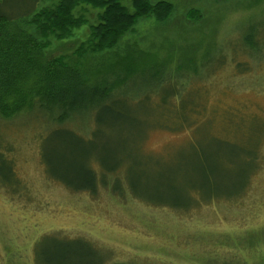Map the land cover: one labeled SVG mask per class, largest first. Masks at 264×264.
Segmentation results:
<instances>
[{"label":"rangeland","instance_id":"1","mask_svg":"<svg viewBox=\"0 0 264 264\" xmlns=\"http://www.w3.org/2000/svg\"><path fill=\"white\" fill-rule=\"evenodd\" d=\"M57 1L0 0V13L20 20L6 30L49 43L38 56L42 64L61 59L83 80L126 78L111 105L131 116L117 125H127L117 129L121 137L99 127L103 137L72 146L44 143L54 125L41 113L0 119L19 180L9 192L1 183L12 181L0 174V264H34V246L44 235L84 238L110 255L108 264H237L233 258L252 264V252L238 240L257 235L264 254V0H150L173 5L168 20L142 18L113 50L86 54L79 50L97 11L79 10L88 23L61 40H43L30 24L33 4L38 12ZM196 108L208 122L198 130H153ZM96 124L91 112L67 126L86 138ZM56 147L74 148L73 157L48 155L42 163L41 150L50 154ZM257 154L260 169L241 199L186 212L158 206H191L208 197L200 156L213 170V192L225 198L242 186ZM91 169L107 187L99 184L96 195L59 183L80 185ZM50 171L64 176L54 181Z\"/></svg>","mask_w":264,"mask_h":264},{"label":"trees","instance_id":"2","mask_svg":"<svg viewBox=\"0 0 264 264\" xmlns=\"http://www.w3.org/2000/svg\"><path fill=\"white\" fill-rule=\"evenodd\" d=\"M125 1H130L131 8L124 4ZM33 5L29 10L30 17L28 18L43 40L50 36H55L60 40L70 37L74 29L88 23L84 17L77 15L79 10L90 8L97 11L96 23L90 26L89 40L79 50L84 54L113 50L125 35L134 31L140 19L154 16L157 21L164 22L173 12L171 3L162 1L152 4L150 0H58L55 6L38 12L34 10ZM18 19L0 13V119L11 121L25 113L29 115L41 113L54 125L44 136V143L48 142L54 145L58 142L70 146L84 145L87 141L103 137L99 127L106 128L114 139L121 137V134L117 133L119 131L117 129H123L127 125L121 127L117 125L121 121L124 124V114L130 115V113L123 108L118 110L111 103L115 105L117 98L114 93L118 92L120 88L126 87L127 79H122L118 73H112L101 78L96 75L90 80H83L79 73L65 66L61 59H53L42 64L38 60V56L49 43H40L25 32L9 33L6 28L20 21ZM91 112H95L97 126L90 130L86 138L72 129L71 125L67 126L74 120L90 118ZM166 116L172 115L166 114ZM206 117L207 115L201 112V108H196L187 117L182 113L175 114L172 124H168L170 120L164 118L166 123L157 125L153 130L162 129L178 133L187 131V127L192 126L195 128L194 130H198L202 124L207 122ZM175 121L178 124H174ZM230 122L231 120L228 121V124ZM121 132L126 133V131ZM148 135L149 131L144 135L142 144L147 141ZM110 136L108 137L111 138ZM9 152V145L4 141L0 131V174L8 182L12 181L10 185L1 183V186L12 192L17 191L19 180L15 177V165L13 160L9 159ZM74 152V148L60 150L56 147L54 150H50L49 154L42 149L41 160L42 163L43 161L48 163V155L58 160L66 159L73 157ZM79 152L83 153L82 147ZM253 157L256 166L252 172L245 176L242 186L237 188L238 190L235 189V192L230 191L224 196L225 198H221L217 197L218 194L216 195L212 190L214 186L213 170L208 168L206 161L200 156L199 170L204 183V192L208 193V197L204 200H193L191 206L180 203H167L158 206L171 208L177 212H186L215 201L241 199L260 169L258 154ZM109 173H113V171ZM85 174L88 181L85 180L80 185L70 182L72 185H69L62 180L59 182L58 179L64 175L59 178L58 174L46 173L52 180L76 193L87 192L90 195H96L99 191H96L99 184L107 188L105 181L98 178L95 170L91 169ZM243 186L246 190L242 189ZM242 239L238 240L240 245L253 254L251 263L264 264V254L259 247L261 238L257 235H250L244 236ZM238 259L233 258V261L237 264H249L247 261ZM109 261L108 253L97 249L92 242L84 238L67 239L60 235H44L34 246V264H108Z\"/></svg>","mask_w":264,"mask_h":264}]
</instances>
